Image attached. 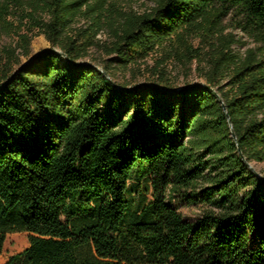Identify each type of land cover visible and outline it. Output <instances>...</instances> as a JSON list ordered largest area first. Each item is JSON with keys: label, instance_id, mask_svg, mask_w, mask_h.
Returning a JSON list of instances; mask_svg holds the SVG:
<instances>
[{"label": "trees", "instance_id": "1", "mask_svg": "<svg viewBox=\"0 0 264 264\" xmlns=\"http://www.w3.org/2000/svg\"><path fill=\"white\" fill-rule=\"evenodd\" d=\"M230 14L253 47L222 42L204 84L115 80ZM0 34V254L28 236L3 264H264V0H0Z\"/></svg>", "mask_w": 264, "mask_h": 264}, {"label": "rangeland", "instance_id": "2", "mask_svg": "<svg viewBox=\"0 0 264 264\" xmlns=\"http://www.w3.org/2000/svg\"><path fill=\"white\" fill-rule=\"evenodd\" d=\"M112 8L118 13H142L154 6L155 0H109ZM236 16L230 14L228 17L218 18L211 16L203 22L199 28L183 33L180 40L174 38L165 47L159 48L156 53H152L144 61L126 71H117L115 80L119 84L128 81L136 83H150L156 72H162L165 77L175 87H183L186 84H204V74L209 71L211 65L217 60V52L220 44L228 40H233L231 52L243 56L244 52L253 47L251 39L236 27ZM87 24L84 20H79L73 27L75 30L85 28ZM35 34V33H34ZM32 35L30 41V54L28 58L20 56L22 65L28 64L34 57L47 51L50 48L49 42L43 34ZM110 33L103 29L96 35V40L103 42L110 40ZM16 39L5 34H0V47L13 44ZM185 52H188L185 54ZM103 55L96 47H91L87 51V56L81 62L90 63L97 69L102 70ZM162 60V65L159 62ZM217 95V94H216ZM249 167L255 174H264V163L252 162ZM130 200L131 197H128ZM131 206L132 203H130ZM185 215L193 216L194 211L182 209ZM28 246V236L25 232L8 234L5 237L3 250L0 254V264L7 259L23 251Z\"/></svg>", "mask_w": 264, "mask_h": 264}, {"label": "water", "instance_id": "3", "mask_svg": "<svg viewBox=\"0 0 264 264\" xmlns=\"http://www.w3.org/2000/svg\"><path fill=\"white\" fill-rule=\"evenodd\" d=\"M100 72H102V70H100V69H98ZM180 89H182V88H179L178 90H180ZM233 137H234V135H233Z\"/></svg>", "mask_w": 264, "mask_h": 264}]
</instances>
